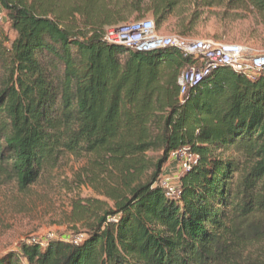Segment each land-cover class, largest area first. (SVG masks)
Instances as JSON below:
<instances>
[{
	"label": "trees",
	"instance_id": "trees-1",
	"mask_svg": "<svg viewBox=\"0 0 264 264\" xmlns=\"http://www.w3.org/2000/svg\"><path fill=\"white\" fill-rule=\"evenodd\" d=\"M0 8L14 33L0 31V176L25 189L65 156L85 157L105 175L99 185L111 202L84 205L91 220L78 240L22 242L0 264H264V69L250 80L220 67L181 96L178 78L197 59L105 40L108 27L143 11L157 30L174 17L182 36L214 8L264 22V0H0ZM183 147L196 159L166 196L161 170Z\"/></svg>",
	"mask_w": 264,
	"mask_h": 264
},
{
	"label": "rangeland",
	"instance_id": "rangeland-1",
	"mask_svg": "<svg viewBox=\"0 0 264 264\" xmlns=\"http://www.w3.org/2000/svg\"><path fill=\"white\" fill-rule=\"evenodd\" d=\"M211 15H203L191 32L180 35L177 21L171 17L154 33L159 36H178L184 40H210L218 44H237L256 56L264 54V22L254 18L233 16L214 8ZM124 24L153 20L150 12L139 13ZM0 31L10 40L5 12L0 8ZM187 70V69H186ZM185 70V71H186ZM160 155L148 153L152 163ZM178 164V165H177ZM183 169L178 160H169L161 170L160 187L166 196L178 192V178ZM105 175L91 170L88 158L65 156L53 169L45 170L37 182L21 189L11 177L0 176V253L19 252L22 242L42 244L47 239L78 240L91 217L79 213L84 205L110 206L99 185ZM82 237V236H81ZM80 237V238H81Z\"/></svg>",
	"mask_w": 264,
	"mask_h": 264
},
{
	"label": "built area",
	"instance_id": "built-area-1",
	"mask_svg": "<svg viewBox=\"0 0 264 264\" xmlns=\"http://www.w3.org/2000/svg\"><path fill=\"white\" fill-rule=\"evenodd\" d=\"M105 40L139 52L173 47L184 55L197 59L198 64L183 71L178 78L181 96L189 89L198 87L204 78L220 67L229 68L250 80L264 69V54L254 56L247 48L237 44H218L210 40L188 41L178 36H159L154 33L152 20L108 27L105 30ZM171 159L178 160L182 168L187 169L196 157L183 147L174 152Z\"/></svg>",
	"mask_w": 264,
	"mask_h": 264
},
{
	"label": "crops",
	"instance_id": "crops-1",
	"mask_svg": "<svg viewBox=\"0 0 264 264\" xmlns=\"http://www.w3.org/2000/svg\"><path fill=\"white\" fill-rule=\"evenodd\" d=\"M178 165V164H177Z\"/></svg>",
	"mask_w": 264,
	"mask_h": 264
}]
</instances>
